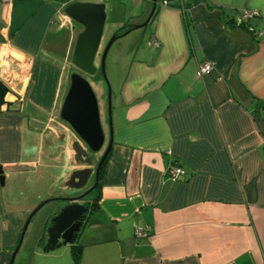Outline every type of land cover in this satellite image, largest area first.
Masks as SVG:
<instances>
[{
    "label": "crops",
    "instance_id": "1",
    "mask_svg": "<svg viewBox=\"0 0 264 264\" xmlns=\"http://www.w3.org/2000/svg\"><path fill=\"white\" fill-rule=\"evenodd\" d=\"M103 1L98 71L109 39L152 7ZM64 8L0 0V79L14 93L8 110L0 107V264H9L37 205L71 191L69 145L78 137L60 108L83 28ZM240 9L256 11L248 23L264 28V0H157L139 33L113 42L110 129L107 84L86 76L106 136L94 166L111 135L87 197L105 221L89 217L72 244L45 251L64 205L49 201L29 220L12 264H264V36L237 25ZM204 61L212 69L197 77ZM171 165L183 170L176 180Z\"/></svg>",
    "mask_w": 264,
    "mask_h": 264
},
{
    "label": "water",
    "instance_id": "2",
    "mask_svg": "<svg viewBox=\"0 0 264 264\" xmlns=\"http://www.w3.org/2000/svg\"><path fill=\"white\" fill-rule=\"evenodd\" d=\"M150 1L152 7L145 21L141 24L133 25L119 34L115 33L106 43L100 55L99 69L108 88L107 113L109 129L111 125V103L110 86L104 74L106 55L117 38L126 35L132 29L141 28L149 22L157 5V0ZM64 12L83 28L75 41L72 63L84 74L93 76L97 71L95 60L99 53L105 22V5L101 2H74L67 5L64 8ZM8 93L14 94L11 87L0 79V107L5 106L7 110L13 104V102L5 99ZM60 118L70 126L80 141H72L69 145L71 163L76 167L65 184L71 191L67 196L45 199L39 203L29 214L21 232L22 238L29 220L45 203L49 201L64 203L51 217L50 225L46 229L45 251L54 250L65 244H72L87 218L91 217L95 220L105 221L99 212H93L90 209L91 206L87 202V196L97 185L100 169L111 147V135L107 146L94 166L95 154L102 151L106 136L100 120L98 98L87 77L77 72L70 75V85L60 108ZM3 178L4 176L0 169L1 184H3ZM90 180H93L92 185H90ZM20 241L9 264L13 263Z\"/></svg>",
    "mask_w": 264,
    "mask_h": 264
},
{
    "label": "built area",
    "instance_id": "3",
    "mask_svg": "<svg viewBox=\"0 0 264 264\" xmlns=\"http://www.w3.org/2000/svg\"><path fill=\"white\" fill-rule=\"evenodd\" d=\"M90 0H61V8L66 7L67 5L74 3V2H87ZM165 2V1H164ZM256 11L248 10V9H240L238 11V16L236 18V23L238 26L245 27L249 33H251L255 38L264 36V28H255L248 23L251 16L255 15ZM149 43L153 45H157L156 41L150 39ZM212 66L209 62L204 61L198 64L196 70V76L201 77L204 74H207L211 71ZM168 174L172 180H176L183 175V170L177 165H171L168 168ZM134 235L136 237H142L145 233L140 228L134 229Z\"/></svg>",
    "mask_w": 264,
    "mask_h": 264
},
{
    "label": "rangeland",
    "instance_id": "4",
    "mask_svg": "<svg viewBox=\"0 0 264 264\" xmlns=\"http://www.w3.org/2000/svg\"><path fill=\"white\" fill-rule=\"evenodd\" d=\"M90 1H92V0H90ZM106 0H104L103 2H105ZM92 2H96V0H93ZM106 12V11H105ZM140 29H142V28H138V29H135V30H133L132 32H129V34H126V35H124V36H122L121 37V39H128L127 37H129L128 35H130V33H139V32H136V31H140ZM132 35H136V34H132ZM118 41H119V39H118ZM112 46V45H111ZM111 48V47H110ZM110 50V49H109ZM109 52V51H108ZM110 55L111 54H108L107 53V55H106V59H105V63H104V74H105V76H106V80L108 81V83H109V79L111 78V71L109 70V59H110ZM77 73H79L80 75H82V76H84V77H86L87 75H85L83 72H81L78 68H77ZM95 74H96V76H102L101 75V72L100 71H96L95 72ZM105 108L107 109V104H106V106H105ZM99 156V154L97 153V154H95V158L94 159H97V157ZM92 180H90V183L92 184Z\"/></svg>",
    "mask_w": 264,
    "mask_h": 264
},
{
    "label": "flooded vegetation",
    "instance_id": "5",
    "mask_svg": "<svg viewBox=\"0 0 264 264\" xmlns=\"http://www.w3.org/2000/svg\"><path fill=\"white\" fill-rule=\"evenodd\" d=\"M99 175H100V172H99ZM98 182H99V177H98ZM98 182H97V184H98ZM92 184H93V182H92ZM92 184L90 183V185H92ZM90 185H89V186H90ZM89 186H88V187H89ZM92 191H93V190H92ZM92 191H91V192H92ZM91 192H90V193H91ZM90 193H89V194H90ZM89 194H88V195H89ZM87 197H88V196H87ZM90 209H91V208H90Z\"/></svg>",
    "mask_w": 264,
    "mask_h": 264
},
{
    "label": "trees",
    "instance_id": "6",
    "mask_svg": "<svg viewBox=\"0 0 264 264\" xmlns=\"http://www.w3.org/2000/svg\"><path fill=\"white\" fill-rule=\"evenodd\" d=\"M101 171V170H100Z\"/></svg>",
    "mask_w": 264,
    "mask_h": 264
}]
</instances>
